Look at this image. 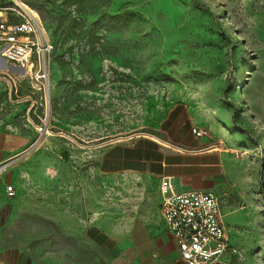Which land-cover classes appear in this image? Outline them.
Instances as JSON below:
<instances>
[{"label":"rangeland","instance_id":"1","mask_svg":"<svg viewBox=\"0 0 264 264\" xmlns=\"http://www.w3.org/2000/svg\"><path fill=\"white\" fill-rule=\"evenodd\" d=\"M15 1L35 12L51 46L45 86L0 71V133L31 138L15 156L21 186L8 184L30 242L50 256L66 249L58 213L73 209L81 258V224L102 212L109 228L135 185L100 170L104 150L165 135L164 120L184 102L205 123L202 148L222 146L242 163L240 199L224 222L244 244L238 258L244 250L264 264V0Z\"/></svg>","mask_w":264,"mask_h":264},{"label":"crops","instance_id":"2","mask_svg":"<svg viewBox=\"0 0 264 264\" xmlns=\"http://www.w3.org/2000/svg\"><path fill=\"white\" fill-rule=\"evenodd\" d=\"M204 124L200 115H192L187 104L178 103L163 122L165 135L156 136L158 139L139 137L130 142H116L104 150L100 170L114 177H130V183L135 185L124 188L126 207L121 216L109 223V228L103 226L106 216L102 212L94 220L81 224L82 234L76 237L82 243L81 258H75L73 209L58 213L67 216L63 229L68 233L62 243L66 249H59L52 256L43 248L37 249L38 240L30 242L27 222H17L21 198L11 197L7 187L12 183L21 186L26 171L15 156L29 146L31 138L0 133V264H187L180 258L177 242L167 231L161 214L163 178H171L179 192H217L223 216L224 210L232 208L229 203L239 198L236 188L244 185L239 158L222 146L202 148L210 136L198 138L192 133L193 128ZM238 195L243 197L239 191ZM226 229L230 246L240 250L244 244L239 237L232 242L227 226ZM16 232L21 239L18 244ZM241 255L238 258L229 249L213 264H259L246 251H241ZM49 259L51 262H47Z\"/></svg>","mask_w":264,"mask_h":264},{"label":"built area","instance_id":"3","mask_svg":"<svg viewBox=\"0 0 264 264\" xmlns=\"http://www.w3.org/2000/svg\"><path fill=\"white\" fill-rule=\"evenodd\" d=\"M51 46L38 16L15 0L0 5V60L6 63L4 73L14 69L21 80L46 85L49 79ZM22 74V75H21ZM196 137L209 136L208 131L193 128ZM9 195L13 186L7 187ZM161 214L167 231L175 238L180 258L187 264H213L226 251L238 257L230 246L224 222L220 195L215 191H176L169 177L161 184Z\"/></svg>","mask_w":264,"mask_h":264},{"label":"water","instance_id":"4","mask_svg":"<svg viewBox=\"0 0 264 264\" xmlns=\"http://www.w3.org/2000/svg\"><path fill=\"white\" fill-rule=\"evenodd\" d=\"M6 68V63L3 59H1V64H0V68Z\"/></svg>","mask_w":264,"mask_h":264},{"label":"trees","instance_id":"5","mask_svg":"<svg viewBox=\"0 0 264 264\" xmlns=\"http://www.w3.org/2000/svg\"><path fill=\"white\" fill-rule=\"evenodd\" d=\"M0 5H2V4H0Z\"/></svg>","mask_w":264,"mask_h":264}]
</instances>
